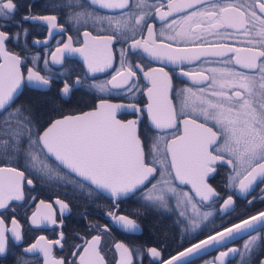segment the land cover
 Here are the masks:
<instances>
[{
	"label": "snow or ice",
	"instance_id": "snow-or-ice-1",
	"mask_svg": "<svg viewBox=\"0 0 264 264\" xmlns=\"http://www.w3.org/2000/svg\"><path fill=\"white\" fill-rule=\"evenodd\" d=\"M90 4H98L105 9H130V0H89ZM167 7L166 12H160V8ZM136 11L122 12L119 19L115 20V31L120 42H128L129 50L136 54L146 55L155 60H166L171 64L183 65L185 61L192 62L200 60L201 56L213 55L225 57L229 53L235 55V65L242 66L251 74L245 75L241 72H232L228 68L211 69L217 73L219 79L213 77L209 87H215L210 93L201 90L197 95L191 88L180 89L177 95L181 97L180 109L173 106L168 97V91L172 87L171 77L163 68H152L144 73L149 78L152 87L148 88L151 102L147 105V112L151 117L154 129L169 130L167 137L147 136L149 141L148 155L152 160L146 162L145 142L138 134V121L127 122L116 119V112L120 109H132L137 111L135 104H111L101 101L98 108L91 112H85L76 116H63V118L51 121L41 135L35 131L32 108L30 105L18 106L14 111L8 112L7 118L0 122V136H7L8 140H0V147L6 149L10 146L14 151H20L22 139L28 141V148L24 156L28 166L42 178L50 180L59 179L56 169L63 167L81 178L82 183L94 185L97 190L103 189L111 193L115 198L127 196L142 186L145 182H151L150 177L157 172V168L151 166L157 164L162 169L161 181L159 182L167 191L175 192L164 176H170L173 180L187 182L195 189V195L201 201L211 200L218 197L215 189L208 183V177L216 170L219 164L231 165L235 175L230 176L232 182L238 181L241 192H248L250 187L258 178H264V0H237L236 3H228L223 7L214 3L213 0H166L158 6L149 4L148 0H135ZM155 9L161 21L173 17L174 14H182L180 30L177 31L173 25L176 19L167 23L166 27L174 32L169 36V43L156 42L153 28L147 24V17L151 10ZM18 10L14 0H0V21H14L15 12ZM89 19L96 21L108 20L113 23L112 17H93L91 13H75L73 21L77 24L87 23ZM25 21H46L49 25V36L53 35L52 29L57 28L55 15L38 16L26 14L22 17ZM18 23V22H17ZM0 23V28L7 27ZM143 26L147 30V38L136 39L138 27ZM221 30L230 37L234 33L241 37L242 43L247 47L236 48L231 42L213 43L203 39L205 35H220ZM233 30V31H228ZM163 30L160 35L163 36ZM19 33L13 38L18 39ZM23 35H28V30H23ZM86 37L90 33L84 34ZM117 35L107 37H92L91 43L85 40L83 49L73 48L71 37L62 48L58 47L52 54V63L62 64L65 54L81 53L87 62L88 71L91 73L102 72L111 68L113 56L111 45L117 40ZM142 35V33H141ZM8 32L0 31V56L4 62L0 63V112L11 107L14 98L19 94L22 83L27 81L29 87L40 91L51 88L52 80L56 76L69 75L67 69L61 73L41 75L39 71L28 69L27 77L21 72L23 57L15 55L5 48V41L9 40ZM183 42L191 44L192 47H174L175 43ZM34 44H45L46 41L34 40ZM126 52L120 50V68L112 76L110 81L94 83L99 91H111L113 88H122L128 85L127 90L131 92L136 88L133 78L136 72L133 65L125 67ZM34 57L33 59H38ZM231 61L224 60L228 64ZM47 68L48 60H44ZM139 70L140 66L135 65ZM50 71V70H49ZM190 78L208 80L202 73H182ZM132 81V83H129ZM63 87L59 89L63 97H70L72 92L81 85L79 78L71 83L63 80ZM211 96L209 99L207 96ZM194 98V99H193ZM198 102L199 106H195ZM187 110V111H186ZM185 118L178 122L177 116ZM195 116L196 118H192ZM203 119V123L199 122ZM13 121L15 126L13 127ZM212 126H209V123ZM182 123V131L178 124ZM35 136V138H33ZM163 144L161 148L160 145ZM55 158L56 168L47 161ZM242 177V178H241ZM24 172L17 168H0V209H9V201H23ZM31 185L32 181L27 180ZM158 191L157 185H152V190L145 195L146 201L166 207L163 195H153ZM188 200L191 197L183 193ZM44 205V201L40 202ZM61 206V214L68 209L63 201H56ZM232 198L229 196L224 202V209L231 208ZM46 211L33 214L32 223L45 221L56 223L51 213V205H44ZM195 209V205H193ZM13 212L15 209H11ZM108 215H112L108 213ZM211 213H204L202 219H207ZM39 217V219H38ZM114 220L126 229H136V222L127 216H112ZM264 221V212L253 216L250 220H244L241 224L225 228L222 232H216L205 240L193 244L178 256L172 257L166 264H177L185 256L206 248L210 244H218L226 237H231L234 232H239L242 226L253 229L256 222ZM62 223V221H61ZM193 227H198L195 221ZM4 220L0 218V254L6 251L7 237L3 228ZM11 233L15 240L21 239L20 231L16 227L17 221L12 220ZM63 239V232L60 233ZM44 240V237L40 238ZM259 237L253 238L255 240ZM99 236H94L88 247L84 248V254L79 257V264H104L97 245ZM59 244L60 241H49L41 246L36 244L24 249V252L34 253L39 249L46 258V264H65L60 259L51 257V245ZM122 249L121 264H131V253L122 244L116 246ZM245 250L250 251L249 244H245ZM151 257H160L156 248H150ZM237 249H229L221 253V257L237 253ZM18 264H27L26 261L18 259ZM264 264V260L260 262Z\"/></svg>",
	"mask_w": 264,
	"mask_h": 264
},
{
	"label": "flooded vegetation",
	"instance_id": "flooded-vegetation-1",
	"mask_svg": "<svg viewBox=\"0 0 264 264\" xmlns=\"http://www.w3.org/2000/svg\"><path fill=\"white\" fill-rule=\"evenodd\" d=\"M18 5L15 12L14 21H0L7 24V27L0 28V31L9 33L10 39L5 41L7 51L19 55L24 58L21 64V72L25 78L28 69L39 71L41 75H50L61 73L65 69L69 75L56 76L52 80L51 88L47 91H40L36 88L29 87L27 81L22 83L19 94L14 98L11 107L6 111L0 112V122L7 118L8 112L14 111L18 106L30 105L32 108V116L35 131L41 132L56 118L68 114H81L87 111H94L97 103L101 100H109L114 102H122L127 104H135L137 111H121L117 117L123 121L134 119L138 121V134L142 141L145 142L146 162L152 160L148 155L147 145L149 141L147 136L167 137L169 130L154 129L151 124V117L147 112V105L151 102L148 94V88L152 87L151 80L144 76L152 68H163L171 77L172 87L168 91V97L173 106L179 112L181 97L177 95L178 90L191 88L194 93L200 95L201 90L204 93H210L217 90L215 87H209L213 77L219 79L217 73H212L211 69L228 68L232 72H241L250 75L240 65H235V55L229 53L225 57H217L213 55L201 56L200 60L188 62L183 65H176L166 60H155L146 55L136 54L129 50L128 42H120L119 36L115 31V20L119 19L122 12L129 10L136 11L135 0H130V9H105L98 4H90L89 0H14ZM214 3L223 7L228 3H236L237 0H213ZM149 4L159 5L166 3V0H148ZM160 12H166L167 7L160 8ZM91 13L93 17H112L113 23L108 20L96 21L89 19L87 23H75L73 14L75 13ZM26 14L47 16L55 15L57 17V28L52 29L53 35L49 36V25L46 21H25L22 17ZM182 14H174L173 17L166 18L161 21L155 9L151 10V15L147 17V24L153 28L157 43L163 41L169 43V36L174 35L172 30L167 29V23L172 19L177 20V24L173 28L180 30V21ZM18 22V23H17ZM28 30V35H23V30ZM163 30V36L160 35ZM233 31V30H228ZM91 35L86 37L85 33ZM19 33V38L14 39V34ZM142 33V35H141ZM117 35V40L111 45L113 64L111 68H106L102 72L91 73L88 71L87 62L81 53H73L70 56L65 54L62 64H53L52 54L56 52L58 47L62 48L68 43V37H71L73 48L83 49L85 40L91 43L92 37H107ZM147 30L143 26L138 27L136 39L147 38ZM204 40L213 43L231 42L233 47L243 48L248 45L242 43V38L237 36L234 31L233 35L228 37L224 30L220 35H205ZM34 40L46 41L45 44H34ZM174 47L184 48L192 47L191 44L178 42ZM124 49L125 67L132 64L136 77L133 80L136 88L131 92L127 90L128 85L122 88H113L111 91H99L95 87H90L94 83H104L110 81L112 76L116 74V70L120 68V50ZM39 57L38 59H33ZM44 60H48L47 68ZM224 60L231 61L228 64L222 63ZM0 63L2 58L0 56ZM135 65H139L138 70ZM50 70V71H49ZM194 72L202 73L208 77V80H201L199 76L193 79L182 73ZM79 78L82 83L72 92L70 97H63L59 89L63 87V80L71 83L72 80ZM132 83V81H129ZM207 98L211 99L209 95ZM194 99V98H193ZM59 100V106L49 108V103ZM42 101V105L37 103ZM63 104H71L72 106L63 107ZM195 106H199L196 102ZM187 111V110H186ZM184 116L178 115V122H182ZM192 118H196L193 116ZM203 123V119H200ZM15 126L13 121V127ZM212 126V123H209ZM179 130L182 131V123L178 124ZM35 138V136H33ZM0 140H8L7 136H0ZM9 141V146L4 149L0 147V166L17 168L24 172V181L22 184L24 191L23 201H9V209H0V218L4 220L3 228L7 237L6 251L0 254V264H18V259L26 261L27 264H46V258L43 253L37 249L34 253H25L24 249L36 244L39 241L41 246L46 245L49 241L59 240V244L51 245V257L57 260L62 259L65 264H79L80 255L84 254V248L88 247L89 242L94 236L100 237L97 250L103 257L104 264H121L122 249H118V244L124 245L131 253V264H161L164 260L175 254L183 247L196 242L199 239L210 235L226 226L234 224V217L240 214L243 207L251 208L257 214L264 211V178H258L248 190L241 192L238 187V181L232 182L229 178L235 175L231 165L217 164L216 170L211 174L207 183L211 185L218 194L209 202L201 201L195 195L192 185H181L173 180L170 176L165 175L164 179L174 183L178 190L188 193L191 197L189 201H194L198 206L197 212L189 209V204L184 209H179L177 203L172 197V201L166 202V207L159 206L146 201L145 195L153 184H156L165 191L164 186L159 182L161 171L159 165L152 164L157 168L151 182L141 187L127 196L115 198L106 195L97 190L89 183H82L81 178L77 175L70 174L63 167L56 169L59 173V179L50 180L47 177L42 178L34 170H32L25 159L24 151L28 148L26 138L22 139L20 151H14ZM163 147V144L160 145ZM53 168H56V161L53 158L47 161ZM242 178V177H241ZM162 179V177H161ZM27 180H31L32 184H27ZM232 198L231 208L234 210H223L224 202L228 197ZM63 201L68 205L63 214H61V206L56 201ZM51 205V213L56 220L55 224L45 221L42 223H32L34 213L39 209L41 213L46 211L44 205ZM15 209L13 212L11 209ZM111 213L112 215H108ZM204 213H211L207 219H202ZM252 214V215H253ZM112 216H127L136 222L137 228L126 229L112 218ZM250 216V215H249ZM39 219V217H38ZM243 219V218H242ZM12 220L17 221L16 227L20 231L21 239L15 240L11 233L13 228ZM156 220L159 230H154L152 223ZM241 220V219H240ZM62 221V223H61ZM193 221L198 227H193ZM159 222V223H158ZM167 230V232H166ZM64 236L61 239L60 233ZM44 237V240L40 238ZM259 237L255 240L253 238ZM245 244H249L250 251L245 250ZM231 247H237V254L226 261L225 264H260L264 259V225L253 232L222 245L212 251H209L185 264H214L217 255L221 251H225ZM150 248H156L160 252V257H151Z\"/></svg>",
	"mask_w": 264,
	"mask_h": 264
},
{
	"label": "water",
	"instance_id": "water-1",
	"mask_svg": "<svg viewBox=\"0 0 264 264\" xmlns=\"http://www.w3.org/2000/svg\"><path fill=\"white\" fill-rule=\"evenodd\" d=\"M1 58H2V63H3V62H4V58H3L2 56H1ZM18 91L20 92V90H18ZM101 101H102V100H101ZM101 101H99V102L97 103V108L99 107ZM103 101H107L108 103H111V104H127V103L114 102V101H109V100H103ZM126 110H128V111H133L132 109H120V110H118V111L116 112V119H118V120H120V121H123V120L119 119V118L117 117V115H118L121 111H126ZM87 112H91V111H87ZM81 114H82V113H81ZM81 114H75V115L68 114V115H65V116H76V115H81ZM60 118H63V116H62V117H59V118H56V119H60ZM54 120H55V119H54ZM129 120H134V119H129ZM127 121H128V120H127ZM127 121H124V122H127ZM49 126H50V124H49L47 127H49ZM47 127H46V128H47ZM137 127H138V126H137ZM46 128H45V129H46ZM45 129H44V130H45ZM44 130H43V131H44ZM43 131L41 132V135L43 134ZM51 158H53V159L55 160L54 157H51ZM151 166H152V165H151ZM0 168H13V167L0 166ZM72 174H74V173H72ZM74 175H76V174H74ZM154 175H155V173L153 174V176H154ZM151 178H152V177H150L149 179L151 180ZM176 181H177V183H179V184H181V185H190V186H191L190 183H187V182H183V183H182V182H180V181H178V180H176ZM89 183H90V182H89ZM147 183H148V182L146 181V182H145V185H146ZM93 186H94V185H93ZM210 186H211V185H210ZM94 187H95V186H94ZM142 187H143V186H142ZM211 187H212V186H211ZM251 187H252V186H251ZM251 187H250V188H251ZM212 188H213V187H212ZM99 190L102 191L103 193H105L106 195L112 196L111 193L107 192L106 190H103V189H99ZM193 190L195 191L194 188H193ZM216 193H217V192H216ZM198 197H199V196H198ZM199 198H200V197H199ZM200 199H201V198H200ZM209 201H210V200H207L206 202H209ZM262 212H264V211H262ZM262 212H259V213H257V214H253V215L247 216V217H245V218L239 220L238 222H236V223H234V224H231V225H229V226H227V227H225V228L232 227V226L235 225V224H241L242 221H244V220H250L251 217H253V216H258V215H259L260 213H262ZM263 225H264V221H258V222H256V224H255V226H254L253 229H246V228H244V227L242 226L241 230H240L239 232H234V235H233V236H231V237H226L223 241H221V242L218 243V244H210V245H208L206 248H203V249H201L200 251L193 253L191 256H185V257H183V258L181 259V261H178L177 264H185V263H187V262H189V261H191V260H193V259H195V258H197V257H199V256H201V255H203V254H205V253H207V252H209V251H212V250H214V249H216V248L222 246V245H225V244H227V243H229V242H231V241H234V240H236V239H238V238H241V237H243V236H245V235H248L249 233L253 232L254 230L260 228V227L263 226ZM225 228H222V229H220V230H218V231H216V232H222ZM216 232H214V233H212V234H210V235H215ZM210 235H208V236H210ZM208 236H206V237H204V238H202V239H200V240H198V241H196V242H194V243L188 245L187 247H185V248L179 250L178 252H176L175 254L171 255V256H170L169 258H167L166 260H164L161 264H166V262L169 261V260H171L172 257H176V256H178L179 253L184 252L186 249L190 248L193 244H197V243H199L201 240H205V239H207ZM229 249H237V250H238L237 247H231V248H229ZM229 249H227V250H225V251H221V252L217 255L216 262H215L214 264H225L226 261H228L230 258L234 257V256L237 254V253H232V254H230V255H228V256L221 257V253L228 252ZM263 260H264V259H263Z\"/></svg>",
	"mask_w": 264,
	"mask_h": 264
},
{
	"label": "rangeland",
	"instance_id": "rangeland-1",
	"mask_svg": "<svg viewBox=\"0 0 264 264\" xmlns=\"http://www.w3.org/2000/svg\"><path fill=\"white\" fill-rule=\"evenodd\" d=\"M159 180L161 181V177H159ZM168 180V179H167ZM169 184L171 185V187L172 188H175V192H171V191H167L166 189H165V191L164 190H161V188L159 187V186H157V189H158V191H154L153 192V195H163L164 196V200H165V202H167L168 200H171L172 201V197H174L175 198V200H179L181 203H177L176 202V204H177V206H178V208L179 209H184V206L188 203L189 204V209L191 210V211H193L194 212V210H195V212L194 213H196L197 211V204L192 200V201H189L186 197H184L183 196V193H186L185 192V190L184 191H182L181 192V190H178V188H176L175 187V185H174V183H172V182H170L169 181ZM156 185V184H155ZM150 190H152V187H151V189ZM149 191H147V193H148ZM193 205H195V209L193 208ZM227 227V226H226ZM225 228V227H224ZM216 232V231H215ZM214 233V232H213ZM212 234V233H211ZM206 236H208V235H206ZM200 240V239H199ZM198 241V240H197ZM184 248V247H183Z\"/></svg>",
	"mask_w": 264,
	"mask_h": 264
},
{
	"label": "trees",
	"instance_id": "trees-1",
	"mask_svg": "<svg viewBox=\"0 0 264 264\" xmlns=\"http://www.w3.org/2000/svg\"><path fill=\"white\" fill-rule=\"evenodd\" d=\"M37 104H39V105H42L43 103H42V101L41 102H39V103H37ZM49 105V108H50V110H51V108H53V107H58L59 106V100L58 101H56V102H51V103H49L48 104ZM69 107V106H72L71 104H63V107ZM253 210L251 209V208H245V207H243V210H241V212H240V214H237L238 216H236V217H234L235 219V221H238V220H240V219H242V218H245V217H247V216H249V215H252L253 214ZM159 223V222H158ZM152 227L154 228V230H159V227H158V225H157V222H156V220L152 223ZM166 232H167V230H166Z\"/></svg>",
	"mask_w": 264,
	"mask_h": 264
}]
</instances>
